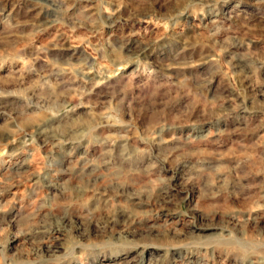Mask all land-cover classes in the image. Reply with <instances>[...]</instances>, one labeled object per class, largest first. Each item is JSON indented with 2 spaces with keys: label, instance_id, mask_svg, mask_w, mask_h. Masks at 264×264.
Wrapping results in <instances>:
<instances>
[{
  "label": "rangeland",
  "instance_id": "rangeland-1",
  "mask_svg": "<svg viewBox=\"0 0 264 264\" xmlns=\"http://www.w3.org/2000/svg\"><path fill=\"white\" fill-rule=\"evenodd\" d=\"M0 264H264V0H0Z\"/></svg>",
  "mask_w": 264,
  "mask_h": 264
}]
</instances>
